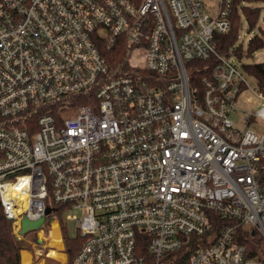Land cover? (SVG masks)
<instances>
[{"label": "built area", "instance_id": "2783aa9c", "mask_svg": "<svg viewBox=\"0 0 264 264\" xmlns=\"http://www.w3.org/2000/svg\"><path fill=\"white\" fill-rule=\"evenodd\" d=\"M233 2L0 0L4 215L20 238L46 217L49 248L58 206L82 241L31 264H264V132L231 120L249 85L218 49Z\"/></svg>", "mask_w": 264, "mask_h": 264}, {"label": "trees", "instance_id": "16d2710c", "mask_svg": "<svg viewBox=\"0 0 264 264\" xmlns=\"http://www.w3.org/2000/svg\"><path fill=\"white\" fill-rule=\"evenodd\" d=\"M230 19L231 30L225 35L218 36L219 52L234 59L246 74L252 76L257 81L260 92L264 95V63L243 62L245 57L253 58L254 54L264 50L263 27L259 28V34L250 39L246 52L243 45L238 43L243 21L248 24L250 33L255 30L261 20L264 22V0H234ZM102 51L106 56L110 54L106 49ZM62 210L63 208L55 206L50 219L62 220ZM27 238L28 235L21 238L16 235L14 223L5 217L0 203V264H21V252L26 250L23 241L26 243ZM63 239L70 261H73L82 241L77 234L75 237H71L66 228H63ZM253 239L260 242L257 235Z\"/></svg>", "mask_w": 264, "mask_h": 264}, {"label": "rangeland", "instance_id": "374dc122", "mask_svg": "<svg viewBox=\"0 0 264 264\" xmlns=\"http://www.w3.org/2000/svg\"><path fill=\"white\" fill-rule=\"evenodd\" d=\"M263 16V14H262ZM263 27L264 29V22L261 20L255 30H253L251 33L248 31V24L246 21H243V26L240 31V38L238 43L243 45L244 51L246 52L247 46L249 44V41L251 38L255 37L257 34H259V28ZM244 63H264V50L254 54L253 58H247L245 57L243 60ZM244 74V76L247 79L249 88L247 89L246 93L240 98L238 103V111L237 113H233L230 115L231 120L241 130H245L246 128L248 130H252L258 134H262L264 132V120L255 118L250 124H247V122L244 120L245 116H248V114H256L259 112L263 106H264V95L260 92L257 81L252 77L246 74L242 67L239 66ZM259 95H263L262 98ZM72 216H77L78 218H81L83 215L82 210H74L70 212ZM63 220V221H62ZM62 220L57 219L58 227L61 229V233L63 234V228H66L68 230V234L71 237H75L77 232L74 230L77 228L78 224L77 221H70L67 219L66 215L63 217ZM55 223V222H54ZM45 237H47L50 241H52V231L49 232L46 230ZM28 235V238L25 241H23V246L26 249L25 252H28L33 258H35L36 251H41L43 254H45L49 250L58 251L55 246L47 247V242L44 244H41L35 237V231L30 232ZM63 237V236H62ZM41 238V237H40ZM42 239V238H41ZM34 243L36 246H34ZM65 246V244H64ZM24 252V250H23ZM23 252H21V264H22V256ZM59 252V251H58ZM45 260V257L43 256L38 261L39 264H43V261ZM52 263V262H49Z\"/></svg>", "mask_w": 264, "mask_h": 264}, {"label": "bare ground", "instance_id": "6f19581e", "mask_svg": "<svg viewBox=\"0 0 264 264\" xmlns=\"http://www.w3.org/2000/svg\"><path fill=\"white\" fill-rule=\"evenodd\" d=\"M49 245L52 248L53 246H55L57 248L56 250L58 251L62 250L63 248V243L61 240V232L57 222L52 224V241L51 244ZM58 251L50 250L49 256L60 261H65L66 256ZM31 259L32 256L28 252L24 251L22 256V261H23L22 264H31Z\"/></svg>", "mask_w": 264, "mask_h": 264}, {"label": "water", "instance_id": "95a60500", "mask_svg": "<svg viewBox=\"0 0 264 264\" xmlns=\"http://www.w3.org/2000/svg\"><path fill=\"white\" fill-rule=\"evenodd\" d=\"M51 213H52L51 208H48L46 214L50 215ZM50 221H53V220L51 219ZM45 222H46V217H43L38 221H30L28 219H24L22 221V229L19 232V234L21 236H24L26 234H29L30 232L37 231L42 228Z\"/></svg>", "mask_w": 264, "mask_h": 264}]
</instances>
